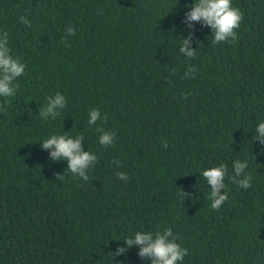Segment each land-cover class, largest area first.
<instances>
[{
  "label": "trees",
  "instance_id": "16d2710c",
  "mask_svg": "<svg viewBox=\"0 0 264 264\" xmlns=\"http://www.w3.org/2000/svg\"><path fill=\"white\" fill-rule=\"evenodd\" d=\"M193 3L0 0V33L26 65L0 112V264H151L137 246L109 253L164 228L187 249L182 264H264V145L253 140L264 122V0H232L237 40L220 44L184 23ZM189 35L191 60L179 52ZM189 65L195 78L182 79ZM56 93L66 107L45 121L39 109ZM93 109L107 122L90 127ZM97 127L113 145L99 144ZM63 134L83 135L98 157L87 182L40 146ZM237 159L253 177L247 190L231 180ZM221 164L228 200L217 211L201 173Z\"/></svg>",
  "mask_w": 264,
  "mask_h": 264
},
{
  "label": "clouds",
  "instance_id": "9594fccd",
  "mask_svg": "<svg viewBox=\"0 0 264 264\" xmlns=\"http://www.w3.org/2000/svg\"><path fill=\"white\" fill-rule=\"evenodd\" d=\"M190 11L186 14L184 23L188 28H191L194 23H199L202 26L209 27L212 30V43L220 44L231 41L235 43L237 40V29L242 20V13L239 9L232 6V0H194L190 6ZM19 21L28 27H31V21L25 17H20ZM75 30L69 26L65 32L67 36H75ZM192 36L182 38V43L179 47V52L188 59L196 57L197 50L190 48ZM61 43H65L62 39ZM8 33H0V98L3 102L0 103V112L6 114L8 98L16 95L19 89V84L15 83L22 75L25 74L26 65L21 62L19 57L11 55L9 48ZM67 46V45H66ZM196 68L189 65L185 71L182 79H187L189 76L195 78L194 73ZM175 75V72L172 73ZM190 95V94H188ZM187 99V95L184 96ZM67 101L65 96L56 93L54 96L47 98V103L44 107L39 109V117L45 121L55 119L60 115V110L66 107ZM88 125L91 127L96 125L98 121L107 122V116H101L98 109H93L88 113ZM96 131L100 133L98 140L99 144L107 148L114 144L115 133L105 131L101 127H97ZM84 136L79 135L71 137L67 134L52 135L50 138L45 139L40 146L45 150H50V158L53 161L63 160L67 163V170L65 173H70L74 177H79L87 182L89 176L88 170L95 165L98 157L89 152L84 151L82 148V141ZM254 141H259L264 145V122L257 125L255 129ZM163 147L167 149L168 142H163ZM117 167H120V161H113ZM248 167V162L245 160L241 162L239 159L233 162L232 168L234 175L231 180L236 183L240 188L247 190L251 187V180L253 177L245 174ZM63 175L56 174L55 179L63 182L65 178ZM228 173V167L221 164L218 167H212L204 170L201 175L203 180L210 186V193L208 199L210 200V208L219 210L221 206L228 200L226 192L221 194V190L225 189V177ZM117 179L128 180L129 177L126 173H115ZM183 193V192H182ZM183 195H188L183 193ZM177 237L173 234L171 228H164L155 232L137 231L132 237L126 238L123 242L126 247H119L115 253H109L112 257L123 255L133 246L139 248L138 255L141 259H150L151 264H182L185 256L188 255L186 248H182L176 243Z\"/></svg>",
  "mask_w": 264,
  "mask_h": 264
}]
</instances>
